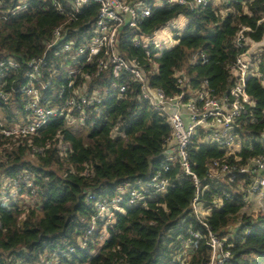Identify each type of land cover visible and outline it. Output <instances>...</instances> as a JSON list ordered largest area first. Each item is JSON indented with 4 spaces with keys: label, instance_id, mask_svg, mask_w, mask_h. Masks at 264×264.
Here are the masks:
<instances>
[{
    "label": "trees",
    "instance_id": "1",
    "mask_svg": "<svg viewBox=\"0 0 264 264\" xmlns=\"http://www.w3.org/2000/svg\"><path fill=\"white\" fill-rule=\"evenodd\" d=\"M17 2L0 0V11ZM229 7L231 11L228 13L221 12L222 6L214 4L197 11L179 5L154 9L142 26L145 32L152 33L181 14L188 17V23L179 43L155 58L158 70L150 77L152 86L162 87L167 95H176L180 92L176 73L185 70L192 86L198 87L207 79L214 94L229 92L234 84L230 67L239 52L235 45L236 33L243 24L257 26L264 13V0L246 4L232 2ZM97 10V4L84 7L85 13L80 15V21H74L72 25H79ZM69 20L49 3L31 0L26 12L8 20L0 18V56L8 50L21 59L40 55L54 28ZM251 36L256 41L261 40L263 26L259 25ZM195 50L205 52L208 62H191ZM134 54L142 57L143 51L130 48L129 55ZM147 66L150 67V62ZM261 69L264 70V62ZM246 85L256 105L237 120L241 151L226 158L225 152L214 144L189 146L193 170L201 179L200 197L204 206L212 202L214 205L223 190L228 189L224 183L226 175L221 178L209 176L212 161L232 164L235 167L232 169L236 175L235 188H246L253 174L240 169L264 154V87L257 77L248 78ZM127 94L123 99L107 100L104 118L89 129L57 120L45 126L39 136L25 139L6 153L10 166L3 163L2 166L6 167L3 170L9 173L23 167L36 170L43 194L40 208L25 214L20 208L8 209L0 204L1 264H11L9 258L12 255L34 263L45 254L77 243L94 213L93 204L85 200L86 192L112 196L119 186L137 180L146 181L161 168L163 159L159 154L171 135V126L153 106L138 98L139 84L131 81ZM57 132H62L72 147L64 159L54 141ZM30 141L38 146L47 143L51 146L45 154L32 158ZM3 156L0 153V158ZM87 166L91 171L88 176L83 175ZM164 174L176 182L163 197L127 206L126 213H117L103 243L94 241L85 249L77 248L69 257L63 256L62 263L166 264L172 259L187 230H203V226L190 210L187 211L196 193L193 179L188 176L176 179L180 174L178 166ZM229 192L232 194L230 198L223 201L221 208L208 214L207 221L219 237L229 236L234 264H264V211L253 215L244 212L246 201L242 193L237 190ZM193 254L191 264L206 262L208 247L203 240H198Z\"/></svg>",
    "mask_w": 264,
    "mask_h": 264
},
{
    "label": "built area",
    "instance_id": "2",
    "mask_svg": "<svg viewBox=\"0 0 264 264\" xmlns=\"http://www.w3.org/2000/svg\"><path fill=\"white\" fill-rule=\"evenodd\" d=\"M38 1L49 3L70 20L54 28L51 39L40 55L21 59L8 50L0 56V153L4 154L0 158V204L8 209L20 208L25 214L39 209L42 203L43 189L36 170L27 167L14 173L3 170L10 166L7 152L25 142V139L39 136L45 126L57 120H63L69 126L93 127L104 118L107 100L128 96L131 81L139 84L138 98L164 116L172 132L159 154L163 159L161 168L148 180L119 186L112 196L86 192L85 200L93 204L94 213L89 227L77 243L45 254L34 263L12 255L9 258L11 264H66L62 263V257H69L77 248L85 249L94 241L103 243L117 213H126L127 206H137L145 204L148 199L163 197L174 186L176 181L164 173L176 166L180 169L176 179L188 176L195 182L196 193L188 210L202 224L204 231L189 228L181 239L180 247L166 264H191L198 240H203L208 247V259L204 264H234L229 236L219 237L214 233L207 215L221 208L223 201L230 198L232 194L229 190L242 193L244 201L253 195L263 194L264 154L253 158L251 164L240 169L253 174L246 188H235L236 175L232 172L235 168L232 164L212 161L209 176L221 178V175H226L225 181L222 180L229 190H223V195L216 199L214 205L212 202L204 206L200 197L202 183L193 170L189 146L195 143L214 144L225 152L226 158L241 151L242 142L236 132L237 120L256 105L255 98L247 91V80L257 77L264 87V70L261 69L264 36L259 41L251 36L259 25L264 29V13L256 27L243 24L236 33L235 45L239 52L230 67L234 84L227 94H214L207 79L194 87L185 70H179L176 78L180 92L167 95L162 87L151 85L150 77L153 71L158 70L155 58H159L164 50L174 47L175 40L177 45L183 34V31H174L166 39L164 28L183 14L148 33L142 26L154 9L179 5L197 11L214 4L222 6L221 12L228 13L232 2L246 4L254 0ZM92 4L98 5L97 13L73 26L72 23L80 21V15L85 13L84 7ZM30 5L31 0H18L13 7L0 11V18L8 20L26 12ZM130 48L142 49L143 56H130ZM208 59V55L201 50L191 54L193 63H206ZM147 62H150L149 68ZM54 141L61 157L66 158L72 151L70 142L62 132L55 134ZM50 146L51 143L38 146L31 142L32 158L45 154ZM3 163L6 167L2 166ZM90 174L87 166L83 175Z\"/></svg>",
    "mask_w": 264,
    "mask_h": 264
},
{
    "label": "rangeland",
    "instance_id": "3",
    "mask_svg": "<svg viewBox=\"0 0 264 264\" xmlns=\"http://www.w3.org/2000/svg\"><path fill=\"white\" fill-rule=\"evenodd\" d=\"M188 23V17L186 15L179 16L172 22H170L165 28L164 33L166 35V39L171 37L174 31H179L182 33L184 27ZM176 40L173 42V45H176ZM33 160V159H32ZM34 161V160H33ZM243 211L248 214H257L261 211H264V196L262 195H253L250 197L248 201H246V206L243 208Z\"/></svg>",
    "mask_w": 264,
    "mask_h": 264
},
{
    "label": "water",
    "instance_id": "4",
    "mask_svg": "<svg viewBox=\"0 0 264 264\" xmlns=\"http://www.w3.org/2000/svg\"><path fill=\"white\" fill-rule=\"evenodd\" d=\"M163 154H166V152H163ZM187 211H188V209H187Z\"/></svg>",
    "mask_w": 264,
    "mask_h": 264
}]
</instances>
